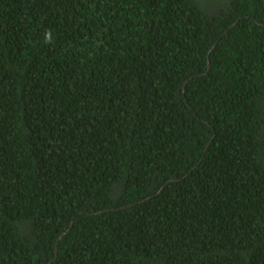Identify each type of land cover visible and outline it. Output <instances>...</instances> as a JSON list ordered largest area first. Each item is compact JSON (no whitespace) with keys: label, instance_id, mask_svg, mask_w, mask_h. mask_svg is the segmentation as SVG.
<instances>
[{"label":"trees","instance_id":"16d2710c","mask_svg":"<svg viewBox=\"0 0 264 264\" xmlns=\"http://www.w3.org/2000/svg\"><path fill=\"white\" fill-rule=\"evenodd\" d=\"M0 264H264V0H0Z\"/></svg>","mask_w":264,"mask_h":264},{"label":"clouds","instance_id":"9594fccd","mask_svg":"<svg viewBox=\"0 0 264 264\" xmlns=\"http://www.w3.org/2000/svg\"><path fill=\"white\" fill-rule=\"evenodd\" d=\"M44 41L50 43L52 41V32L50 29H47L44 34Z\"/></svg>","mask_w":264,"mask_h":264}]
</instances>
